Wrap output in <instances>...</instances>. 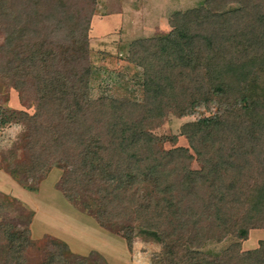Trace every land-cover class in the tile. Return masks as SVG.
<instances>
[{"label": "trees", "instance_id": "16d2710c", "mask_svg": "<svg viewBox=\"0 0 264 264\" xmlns=\"http://www.w3.org/2000/svg\"><path fill=\"white\" fill-rule=\"evenodd\" d=\"M95 2L0 0V34L4 38L0 91L15 89L27 107L39 96L34 128H28L27 136L35 144L31 154L37 158L36 168L42 174L51 160L64 163L60 187L72 202L75 193L65 186L82 180L78 174L72 178L67 162L82 161L83 147L93 137L100 158L113 168V173L103 177V204H120L123 215L96 220L110 232L119 233L129 248L137 227L140 234L159 241L168 264H264V240L254 251L242 252L239 243L221 255L203 251L210 242L220 243L231 235L244 241L250 230L264 229V90L259 92L256 84L264 71V0H205L200 8L176 12L167 36L130 45L128 61L142 71L139 99L126 84L123 95L88 100L81 122L54 126L55 112L65 100L43 95L36 65L46 43L80 38L84 44V49L78 47L81 56L67 60L75 80L89 85L93 74L87 32ZM48 26L68 32L61 39L52 32L44 42L42 32ZM81 30L86 32L84 38ZM29 44L35 45V51H29L34 60L29 68L33 78L21 82L22 65L27 63L17 59L14 48ZM71 49L65 46V52ZM45 74L54 76L51 65ZM5 103H0V131L31 119ZM203 111L211 115L200 116ZM170 115L197 116L195 122L182 127L189 148L166 150L164 143H176L177 137L154 134ZM91 161L90 171L97 158L92 156ZM195 161L197 169L193 168ZM0 162L20 181L12 160ZM27 235L26 230L5 228L0 235V263H25L22 243H27ZM58 258L49 264L59 262ZM61 260L59 264L67 260L108 264L96 252ZM152 264L163 263L155 257Z\"/></svg>", "mask_w": 264, "mask_h": 264}, {"label": "rangeland", "instance_id": "374dc122", "mask_svg": "<svg viewBox=\"0 0 264 264\" xmlns=\"http://www.w3.org/2000/svg\"><path fill=\"white\" fill-rule=\"evenodd\" d=\"M95 1L87 32L90 70L93 74L89 85L85 80L84 82L75 80V74L67 60V57L76 60L81 56L78 47L81 49L84 45L82 39L69 40V43L53 40L61 44L51 45L52 42H48L46 38L49 37L48 35L52 32L58 33V39H61L68 31L60 27L48 26L42 32V41L45 42L46 38L48 43L45 51L41 52L40 63L36 65L38 67L36 80L43 88V95L65 100L64 106L55 112L57 120L54 126L65 125L67 122H81L88 100L102 96L123 95L126 84L129 91L135 92L136 98L139 99L142 71L128 61L131 43L156 36H167L172 31L171 22L176 12L200 8L205 0ZM58 30L62 32H57ZM80 36L84 38L86 32L81 30ZM3 42L4 38L0 34V47ZM68 45L73 49L66 50L68 52L66 53L65 46ZM31 50L35 51V45H18L14 48L17 59H25L27 63L22 65L21 82L33 78L29 74L30 65L34 62L33 58L29 57ZM50 65L54 76L49 77L45 72ZM12 66L13 69L18 68L16 64L15 67ZM256 84L259 92L261 89L264 90V71L259 73ZM37 100L39 96H34L31 107H27L23 105L15 89L10 88L4 93L0 91V103L6 102L9 108L23 111L31 118L27 119L28 124L15 125L0 131V159L12 160V165H15L20 176V181L16 180L6 170V164L0 162V206H2L0 235L7 226L28 231L27 243H22L24 264H49L53 258L58 257L59 262H62L61 259L64 257L89 256L93 252L99 253L110 264H152L155 257L160 263L168 264L164 250L156 238L140 234L139 228L136 227L133 233V246L129 248L119 233L110 232L97 222V217L106 220L108 217L120 215L122 207L118 203L112 206L103 204L104 198L100 194L103 191V177L109 172L113 173V168L100 158L96 139L89 138L83 147L82 161L73 159L67 162V168L74 174L72 178L78 174V178L82 180V183L70 180L72 183L67 185L68 188L65 186V189H70L69 193H75L72 202L65 198L60 187L64 177L61 165L63 166L64 163L57 165L51 160V165L40 174V169L34 164L37 158L31 154L35 144L27 141V136L30 134L28 128H34ZM201 113L200 116L211 115L208 111ZM196 120L197 116L179 118L170 115L154 134L158 137H177L176 143L169 141L164 143L163 148L166 150L178 147L189 148L188 140L182 135V127ZM53 154L55 155V152ZM88 155L91 157H87ZM92 156L94 159L97 158V161L90 171L88 166L92 163ZM41 165L39 164L40 168ZM198 167L195 161L193 168ZM29 171L30 173L26 174ZM262 240H264V229H253L249 231L248 238L244 241L231 235L220 243L210 242L203 251L210 255H221L236 243L240 244L242 252L254 251L260 247ZM64 241L69 243L70 248L75 252L78 251V254L73 253ZM1 253L0 243V255ZM59 262L54 261L53 264ZM66 264L73 263L67 260Z\"/></svg>", "mask_w": 264, "mask_h": 264}, {"label": "crops", "instance_id": "0c3cea01", "mask_svg": "<svg viewBox=\"0 0 264 264\" xmlns=\"http://www.w3.org/2000/svg\"><path fill=\"white\" fill-rule=\"evenodd\" d=\"M64 242H65V241H64ZM125 242H126V241H125ZM65 243H66V242H65ZM126 244H127V243H126ZM66 245H67V247H69V249H71L69 243H66ZM127 248H128V247H127ZM71 250H72L73 253L78 254V253H77L78 251L75 252L73 249H71ZM79 255H81V254H79ZM107 262H109V261H107ZM108 264H110V262H109Z\"/></svg>", "mask_w": 264, "mask_h": 264}]
</instances>
